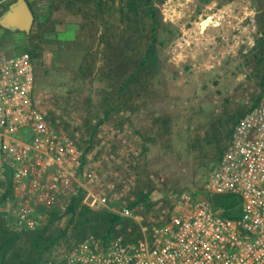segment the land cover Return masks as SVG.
<instances>
[{
  "label": "rangeland",
  "instance_id": "obj_1",
  "mask_svg": "<svg viewBox=\"0 0 264 264\" xmlns=\"http://www.w3.org/2000/svg\"><path fill=\"white\" fill-rule=\"evenodd\" d=\"M26 1L30 31L0 27V50L31 55L34 108L94 149L96 193L115 183L114 212L149 221L201 190L264 86V0ZM12 194L0 176V264H59L83 232L122 223L78 200L39 209L37 228L23 230L2 211Z\"/></svg>",
  "mask_w": 264,
  "mask_h": 264
},
{
  "label": "built area",
  "instance_id": "obj_2",
  "mask_svg": "<svg viewBox=\"0 0 264 264\" xmlns=\"http://www.w3.org/2000/svg\"><path fill=\"white\" fill-rule=\"evenodd\" d=\"M16 1L0 0V13ZM34 85L30 54L0 50V176H9L14 202L4 214L34 231L38 220L30 214L81 200L130 224L109 236L87 232L59 264H264V87L238 118L201 190L181 191L144 221L128 207L114 212L115 183L96 193V152L75 135L53 131L34 108ZM225 196L237 204L216 207Z\"/></svg>",
  "mask_w": 264,
  "mask_h": 264
},
{
  "label": "water",
  "instance_id": "obj_3",
  "mask_svg": "<svg viewBox=\"0 0 264 264\" xmlns=\"http://www.w3.org/2000/svg\"><path fill=\"white\" fill-rule=\"evenodd\" d=\"M34 15L26 0H17L0 16V27L9 31L29 32Z\"/></svg>",
  "mask_w": 264,
  "mask_h": 264
},
{
  "label": "trees",
  "instance_id": "obj_4",
  "mask_svg": "<svg viewBox=\"0 0 264 264\" xmlns=\"http://www.w3.org/2000/svg\"><path fill=\"white\" fill-rule=\"evenodd\" d=\"M30 7V6H29ZM31 9V8H30ZM152 43H154V38H153V36H152ZM153 46H151V48H150V52L149 53H151V54H153ZM31 56V55H30ZM32 58V57H31ZM33 59V58H32ZM264 87V86H263ZM257 103V102H256ZM7 179H8V183H9V185H10V187H11V183H10V180H9V176L7 175ZM9 191V190H8ZM9 195V193L8 192H6L5 193V195L3 196V198H5L6 196H8ZM71 203L72 202H76V200H72V201H70ZM237 204V198H235V197H233V196H225V197H221V199H218L217 200V202L215 203V206L216 207H219V208H222V209H225V210H228L229 208H232L234 205H236ZM88 210V209H87ZM96 213H99V212H96ZM101 213H107L108 214V212H101ZM116 215V214H115ZM116 217L117 218H119V221L121 222V218L119 217V216H117L116 215ZM122 225H123V229H125L128 225H130L129 224V222H123L122 221V223H121ZM114 225V224H113ZM113 225H111V227H110V229H107V231L104 233V234H106L107 236H109L110 234H112V233H114L115 232V226H113ZM85 232H83V234H82V236L81 237H79V238H77V240H80L82 237H84L85 236ZM104 234H102V235H104ZM32 248H35L36 247V242H35V240L33 241V243H32Z\"/></svg>",
  "mask_w": 264,
  "mask_h": 264
},
{
  "label": "flooded vegetation",
  "instance_id": "obj_5",
  "mask_svg": "<svg viewBox=\"0 0 264 264\" xmlns=\"http://www.w3.org/2000/svg\"><path fill=\"white\" fill-rule=\"evenodd\" d=\"M8 9V8H7ZM7 10H5V12H6Z\"/></svg>",
  "mask_w": 264,
  "mask_h": 264
}]
</instances>
